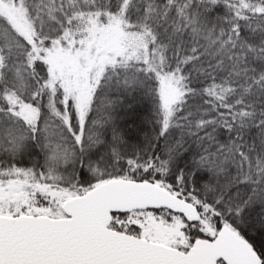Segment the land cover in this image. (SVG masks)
Segmentation results:
<instances>
[{
	"label": "snow or ice",
	"instance_id": "snow-or-ice-1",
	"mask_svg": "<svg viewBox=\"0 0 264 264\" xmlns=\"http://www.w3.org/2000/svg\"><path fill=\"white\" fill-rule=\"evenodd\" d=\"M0 264H264V0H0Z\"/></svg>",
	"mask_w": 264,
	"mask_h": 264
}]
</instances>
